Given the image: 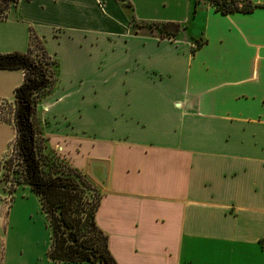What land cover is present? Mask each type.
<instances>
[{
	"label": "crops",
	"instance_id": "crops-1",
	"mask_svg": "<svg viewBox=\"0 0 264 264\" xmlns=\"http://www.w3.org/2000/svg\"><path fill=\"white\" fill-rule=\"evenodd\" d=\"M249 2L7 3L0 52L22 53L31 32L55 59L34 110L65 127L59 150L98 182L93 219L116 264H264V0ZM162 21L180 26L159 34ZM20 80L0 68V100ZM28 191L41 234L5 214L0 264H90L49 258Z\"/></svg>",
	"mask_w": 264,
	"mask_h": 264
},
{
	"label": "trees",
	"instance_id": "trees-1",
	"mask_svg": "<svg viewBox=\"0 0 264 264\" xmlns=\"http://www.w3.org/2000/svg\"><path fill=\"white\" fill-rule=\"evenodd\" d=\"M13 0H0V18ZM215 10L248 11L249 0H208ZM162 26H171L170 31ZM180 24L162 21L157 27L162 34H173ZM29 39L22 52H0V68H20L21 80L12 88L14 154L20 160L22 181L36 196L48 233L46 253L55 261H88L90 264H116L106 247L105 234L97 227L93 213L100 196L98 186L78 168L65 165L50 156L37 155L35 145L34 103L37 93L54 79L55 60L42 46L39 55L31 54ZM44 147L41 145L40 148ZM9 159V157H8ZM47 164V168L43 164Z\"/></svg>",
	"mask_w": 264,
	"mask_h": 264
},
{
	"label": "rangeland",
	"instance_id": "rangeland-1",
	"mask_svg": "<svg viewBox=\"0 0 264 264\" xmlns=\"http://www.w3.org/2000/svg\"><path fill=\"white\" fill-rule=\"evenodd\" d=\"M161 29L164 31H170L171 26H162ZM162 30L159 31V34L165 33L162 32ZM30 38V51L31 54H33L32 57H34V55H39V46H41V43L37 38L33 36H31ZM56 68H58L57 65ZM60 79H62L61 73ZM52 83L53 80L48 84V86L44 87L39 91V93H37V96H40L34 103V109L39 108V110L41 111L46 109V105L48 102L42 101L43 99L40 101V99L41 95L49 91ZM48 96L52 98V95ZM41 116V113L36 116L35 110L34 114L31 116L33 122L35 121L36 124L34 135L35 145L37 147V155L43 156V158H47L46 160H50L48 159L50 158V156H55L56 158L62 160L65 165H71L68 158L65 157V153L59 150L60 145L65 142V139L67 137L64 133L65 127L61 125L60 127H58L54 122L49 123L48 121L46 124H44L45 122L42 121ZM48 136L52 138L48 139ZM14 140L15 128L13 124V100L11 91V97L9 98V100H0V224H2L3 217L7 213V225L12 224L13 222H11V214L14 216V214L16 213L18 215L15 222L17 227L24 228L28 222L30 223L31 221L32 223L33 221L37 226V234L39 232L41 234L42 222L40 223L38 221V208L36 210L34 203L31 201L32 199L27 200L21 196L19 197L18 195V193L29 191L27 184L22 181L20 160L17 158V155L14 154ZM41 145H44V147L40 148ZM43 167L47 168V164L44 163ZM95 178L98 177L95 176ZM92 181L97 185L98 182L94 178H92ZM30 194L31 198H33L34 200V196L32 195V193ZM35 199H37L36 196ZM10 204L12 209H10V212H8Z\"/></svg>",
	"mask_w": 264,
	"mask_h": 264
}]
</instances>
